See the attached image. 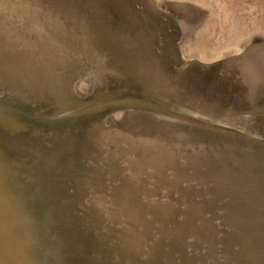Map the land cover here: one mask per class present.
I'll use <instances>...</instances> for the list:
<instances>
[{
    "label": "bare ground",
    "instance_id": "obj_1",
    "mask_svg": "<svg viewBox=\"0 0 264 264\" xmlns=\"http://www.w3.org/2000/svg\"><path fill=\"white\" fill-rule=\"evenodd\" d=\"M151 6L169 4L0 0V264H264L261 158L208 132L189 101H206L199 81L176 75L175 104L153 85L179 58L216 61L251 37L211 52L176 41L172 62ZM128 98L146 105L103 117Z\"/></svg>",
    "mask_w": 264,
    "mask_h": 264
},
{
    "label": "rangeland",
    "instance_id": "obj_2",
    "mask_svg": "<svg viewBox=\"0 0 264 264\" xmlns=\"http://www.w3.org/2000/svg\"><path fill=\"white\" fill-rule=\"evenodd\" d=\"M160 1L167 2L169 6H166L165 9L160 8L157 10L151 6V12L155 14L166 27L165 33L168 35L167 41H169L168 45L171 50L172 62L179 56V52L172 48L173 45L176 47L175 45L179 44L181 49H183L185 53H188V50L191 49V43L194 44L198 39H203L206 43L205 49L211 52L217 48L221 49L224 47L229 36H231V40H237L242 37L244 40L245 37H251V41L243 43L245 48H239L237 53L223 56L216 61H207V63H216L214 65L199 66L198 63H204L194 58L193 60L195 63L186 65L184 62L192 60V58L187 60H180L179 58L178 61L175 60L177 65L175 64L173 69H168L170 72L167 74V78L164 76L167 80L163 79V75H159L156 85H153L156 86V89L159 87L170 88V92L166 95L165 93H159L164 95V98L172 100V103L175 104V96L173 98V95H177L176 93H178V89H174L176 83L179 82L177 76L185 72L186 79L189 80V78H193L192 85L198 84L199 81L200 84L204 85L200 94L207 95L206 101L202 103L198 100L189 99V101L195 105L197 103V105L205 111L206 114L202 116L204 119L203 121H207L211 124L212 127H210V129L214 130L208 132L212 133V135L215 134V136L219 134L217 135L218 137L226 135L224 136L225 138H222L224 141L226 140V142L230 140L233 142L235 139L234 141L236 142L230 143V146H234V148L240 151H246L249 154L252 153L259 159L261 158L262 164L259 163L258 166L256 165L254 168H257V170L261 167L264 168V144L259 141L251 140V138L254 139L258 137L264 139V125H262V123L264 124V0H157V2ZM183 8L188 9L187 15L193 16L194 20L196 19L193 24L180 18L184 15L185 9ZM194 9L197 10L198 17L192 14L194 13ZM188 18L190 19V17ZM195 36H197L196 39H194ZM255 36L256 40L253 39ZM192 37L193 39H191ZM252 39L255 42H252ZM243 51L244 53H242ZM228 57V60L225 59ZM160 76H162V78ZM159 78L163 80L161 81ZM125 113L126 112L118 115L116 114V124H122L123 121L124 123L128 122L129 118H123L125 116L129 117V114L125 115ZM236 115L243 116L236 117ZM190 116L193 117L194 115L190 113ZM221 116H228L232 119L220 120L222 118ZM246 117H250L254 120L248 123L249 126H244V129L242 128L243 125H237V123H235L240 121V119L243 121L246 120ZM110 118L111 116L108 117V119ZM227 120L235 125L232 123L227 125ZM224 128H227L229 132ZM234 130L238 133H231V131ZM252 130L254 131L252 132ZM240 133H244L247 136L244 135L246 137H243ZM256 147L257 149H255Z\"/></svg>",
    "mask_w": 264,
    "mask_h": 264
},
{
    "label": "water",
    "instance_id": "obj_3",
    "mask_svg": "<svg viewBox=\"0 0 264 264\" xmlns=\"http://www.w3.org/2000/svg\"><path fill=\"white\" fill-rule=\"evenodd\" d=\"M253 39H255L256 40V38H253ZM253 39H252V42H254L253 41ZM239 55V54H238ZM186 65H189V64H193L194 63V61H192V60H189V61H186V62H184ZM214 65V64H216V63H214V62H212V63H204L203 64V66H205V65ZM199 66H201L202 64H198ZM110 83H111V81H110ZM109 88H110V86H109ZM76 97H77V95H76ZM118 97L119 98H122L123 96H121V95H118ZM127 97H131V96H124L123 98H127ZM77 99H80L81 101H83V102H85V104L84 105H87V103L88 104H90L91 105V99H92V94L91 95H88V96H84V97H79V98H77ZM117 104L116 105H118L117 107H115L114 109H108L107 111L106 110H104V112H103V117L106 119V118H108L109 116H111L112 115V113L113 114H115V113H117V112H119V111H121L122 109H125V108H129L130 106L129 105H135V106H145L146 105V103L145 102H141L140 100H137V99H133V100H131V98H128V99H122L120 102H116ZM129 104V105H128ZM151 107H154V106H152L151 105ZM103 107L102 106H98V107H95V108H93V110L94 111H97V110H99V111H101L100 109H102ZM93 110H90V109H88V107H85L84 109H82L81 110V112H84V113H88V112H90V111H93ZM195 118V117H194ZM194 120H199V119H194ZM199 121H201V120H199ZM204 122V121H203ZM223 129V128H222ZM224 129H226L227 131H229L227 128H224ZM233 133H238L236 130L235 131H233ZM251 140L252 141H259L260 143H263L264 144V139H262V138H256V140H255V138L254 139H252L251 138ZM69 186H70V184H71V182L69 181ZM71 189H72V187H70Z\"/></svg>",
    "mask_w": 264,
    "mask_h": 264
}]
</instances>
